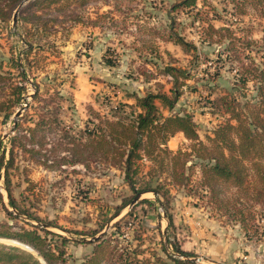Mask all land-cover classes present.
Instances as JSON below:
<instances>
[{"label": "rangeland", "instance_id": "1", "mask_svg": "<svg viewBox=\"0 0 264 264\" xmlns=\"http://www.w3.org/2000/svg\"><path fill=\"white\" fill-rule=\"evenodd\" d=\"M174 1L70 3L44 15L45 18L55 15L56 19L50 21L52 32L42 37V46L35 44L29 52L22 40L28 37V28L19 17L21 11L17 9L16 23L14 15L7 21L0 19L3 61L0 67L19 81L20 69L10 59L19 60L26 71V78L21 81L28 86L25 99L10 108L9 116L0 110L1 149L9 148L10 137L17 132L15 120L20 116L23 127L34 125L35 108L40 102L45 103L32 97L34 81L40 83L43 96L52 98L58 105L60 120L69 128V134L47 131L45 144L38 147L34 156L16 155L10 167L11 189L22 207L11 205L4 181L5 169L0 170V231L37 229L49 242L65 249V260H60L64 264L88 263L99 243H102L101 264H123L133 256L143 260V264H170L171 255L188 258L190 264H264V206L254 204L256 225L245 229L207 203L200 186V163L207 159L198 156L205 150L198 148V142L187 138L184 132L171 135L167 145L174 152L180 149L190 152L182 155L178 167L191 179L176 181L167 169L151 172L153 160L147 154L138 159L137 186L149 183L158 189L159 195L151 190L132 200L135 192L125 178L121 162H92L87 166L70 157V146L65 142L68 135L80 133L92 117L97 119L95 112L109 118L129 119L132 110L138 109L136 94L160 89L171 94L173 78L165 70L170 62L183 67L187 78H181L182 93L172 109L157 99L161 112L164 115L192 113L200 139L207 145L212 143L209 135L214 137V130L229 117L218 98L233 90L236 69L228 60V52L220 53L222 45L204 39L203 21L205 25L212 21L217 26L230 22L233 3L198 0L197 7L169 12ZM108 9H113L110 16H98ZM238 19L239 23L232 25L237 30L242 27L258 38L264 35V15L256 9H249ZM172 21L178 31L197 43V49L186 51L172 40L157 37L158 31L169 29ZM138 23H148L157 30ZM153 37L157 39L156 45H149ZM249 87L240 89L241 100L254 97L252 82ZM28 101L33 104L29 110ZM20 107L24 108L16 117ZM142 198L152 202H141ZM124 199L132 201L114 215ZM167 210L174 216V225L169 224ZM33 215H39L42 220ZM57 233L67 239L63 240ZM0 242L29 248L17 239L2 235ZM175 243L194 251L195 255H180Z\"/></svg>", "mask_w": 264, "mask_h": 264}, {"label": "trees", "instance_id": "2", "mask_svg": "<svg viewBox=\"0 0 264 264\" xmlns=\"http://www.w3.org/2000/svg\"><path fill=\"white\" fill-rule=\"evenodd\" d=\"M86 1L89 0H7L5 3L0 0V19L7 21L17 9L21 11L19 17L28 28V37L24 36L22 40L28 45L27 52H29L35 44H41L43 36H48L52 32L50 21L56 19H54L55 15L47 18L44 15L63 9L70 3L83 4ZM229 1L233 3V10L230 11L232 17L228 19L230 22L225 21L224 24L217 26L208 20H206L208 24L205 25L206 23L203 21L204 39L207 38L210 43L222 45L223 50L220 53L228 52V60H230L231 66L236 69L233 90L218 98L229 117L214 130V137L209 135V139L212 140L210 145L200 139L197 122L192 113L164 115L157 104V99H159L172 109L182 93L180 85L183 81L181 78H187L186 70L172 62L165 67L166 72L173 78L171 94L162 89L159 91L149 90L143 95L136 94L138 109L132 110V116L129 119L109 118L95 112L97 119L92 117L85 129H82L78 134L70 133L65 142H67V146H70V157L73 161L84 162L87 166H90L92 162H121L125 178L135 192V195L131 197L133 200L138 194L147 191L153 190L157 194L159 192L149 183L141 187L137 186V175L140 171L138 159L142 158L144 154L153 160L151 172L167 169L176 181L184 182V180L191 179L185 170L181 171L178 167L182 155L190 154V152L182 149L174 152L167 145V140L171 135L182 131L187 138L198 142V148L205 150L204 153L200 151L198 156L207 159L200 163V186L205 192L206 202L220 209L229 218L238 221L243 228L250 229L256 225L254 204L258 203L264 206V35L259 38L254 37L248 34L244 28L240 27L237 30L232 25L239 23V16L251 8L264 15V0ZM197 4L198 0H176L171 3L169 12L183 7H197ZM112 11L113 9H108L106 12L98 13V16H110ZM216 15L218 16V14ZM174 23L175 21L169 29L165 30L166 32L158 31L160 34L157 37L172 40L182 45L186 51L197 49V43L178 31L174 27ZM138 24L144 27L149 26L154 31L157 30L155 26H150L148 23ZM123 26L125 28L126 24ZM241 29L243 31H240ZM155 37L150 39L149 45L151 43L156 45ZM147 40L144 39L145 42ZM254 53H257L259 57L257 58ZM10 61H13L12 64L20 69L19 73L22 78L18 81L0 67V110L5 112L6 117L11 114L10 108L22 103L25 93L28 92V86L21 81L26 78L25 69L22 68L19 60L11 58ZM108 62L112 64L110 59ZM0 63H3L1 59ZM250 82L255 89L254 97L241 100L239 98V92L242 93L240 89H249ZM34 87L35 92L32 97L38 101H45V103L40 102L38 108L34 107L37 112L34 125L23 127L19 116L15 125L17 132L10 137L9 148L7 149L5 146L4 149H1L0 147V170L5 169L4 181L10 203L17 208L22 206L12 192L10 174V167L14 164L16 155L30 153L34 156V153L38 152V147L45 144L47 131L60 130L69 134V128L63 125L58 115V105L53 102L52 98L43 96L40 92L39 82L34 81ZM236 90L238 93L235 92ZM26 106V109L29 110L33 104L28 101ZM21 127H23L22 130ZM0 143H3L1 139ZM7 154L9 155L7 156ZM131 199L129 201L124 199L114 215L128 205L132 201ZM140 201L152 202L149 198H142ZM21 210L24 213L28 212L25 209ZM7 211L11 212L10 209ZM166 215L169 224L174 225L173 214L167 210ZM33 216L42 220L39 215ZM47 223L54 224L51 221ZM42 229L56 233L47 228ZM0 235L17 239L22 244L25 243L29 246V248H25L16 244L0 242V264H64L60 263V260H65V249L49 242L48 237L37 229L24 227L15 231L6 229L0 231ZM60 235L63 240L67 239L66 236ZM101 244L99 243L88 263L85 264H101L102 258L99 249ZM174 248L180 255H195L194 251L184 249L177 243ZM119 254H123V252L120 251ZM170 257L173 260V263L170 264H190L192 262L188 258L183 259L173 255ZM123 262V264L144 263L136 256L125 259Z\"/></svg>", "mask_w": 264, "mask_h": 264}, {"label": "water", "instance_id": "3", "mask_svg": "<svg viewBox=\"0 0 264 264\" xmlns=\"http://www.w3.org/2000/svg\"><path fill=\"white\" fill-rule=\"evenodd\" d=\"M18 21V10L15 12V14H14V22L16 23ZM26 105H27V103H26ZM24 107H20L18 110H17V112H16V114H15V116L16 117H18L20 114H21V112H22V109H23ZM15 124H16V120H15ZM140 196V194H138L137 195V197H136V199L138 198ZM22 243V242H21ZM24 244V246H28L27 244H25V243H23ZM29 247V246H28Z\"/></svg>", "mask_w": 264, "mask_h": 264}]
</instances>
